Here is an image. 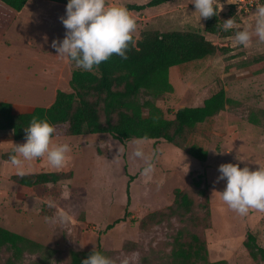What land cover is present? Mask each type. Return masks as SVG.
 Returning <instances> with one entry per match:
<instances>
[{"label":"rangeland","instance_id":"374dc122","mask_svg":"<svg viewBox=\"0 0 264 264\" xmlns=\"http://www.w3.org/2000/svg\"><path fill=\"white\" fill-rule=\"evenodd\" d=\"M150 1L114 3L126 6ZM193 3L194 0H173L131 12L137 20L134 36L140 40L146 32L173 30L205 33L206 19L195 13ZM221 3L224 9L218 16L223 23L235 18L241 26L254 27L255 10L239 12L226 0ZM59 8L48 0H30L17 13L0 2V102L14 104L17 114L52 105L53 87L70 91L66 72L60 82L47 73L51 68L52 42L62 41L66 34L60 26ZM235 31H223L222 36L205 33L221 50L202 61L172 68L173 91L155 101L165 117L173 120L177 110L201 106L213 94L226 90L234 103L198 125L187 143L207 151L205 161H198L163 140L134 139L122 143L107 134L68 136V126L62 125L57 128L54 142L72 147L65 165L55 168L45 156L27 162L23 172L71 173V177L57 184L30 188L12 179L18 175L17 169L7 161L15 144L25 141H14L10 132L0 131V226L60 251L52 264H66L69 251L98 248L116 264L125 257L130 258L131 264H171L175 238L188 223L173 218L147 230L141 229L140 223L147 215L166 211L174 204L176 191L181 190L194 199L196 218L204 221L207 215L203 205L209 209L208 224L203 228L202 221L198 234L206 244L210 263L260 264L252 260L244 244L249 235H254L257 244L264 247V212L253 209L247 215H239L223 202L219 193L225 190L227 180L214 183L221 164L239 163L241 168L247 166L253 171L264 166V113H260L264 111V43L253 36L245 48L235 41ZM70 68L67 67L71 74L72 69H77ZM253 118L258 123L253 124ZM138 146L150 159L134 156ZM147 163L154 165L150 179L141 175ZM129 184L130 215L125 222L108 229L127 213ZM214 191L217 193L213 195ZM50 203L55 206L50 207ZM61 210L71 219L62 221ZM53 217L54 220L49 219ZM189 231L195 233L193 228ZM37 259L38 256H28L21 264H33Z\"/></svg>","mask_w":264,"mask_h":264},{"label":"trees","instance_id":"16d2710c","mask_svg":"<svg viewBox=\"0 0 264 264\" xmlns=\"http://www.w3.org/2000/svg\"><path fill=\"white\" fill-rule=\"evenodd\" d=\"M6 6L21 12L30 0H0ZM67 4L69 0H48ZM173 0H152L147 4H128L130 12H141L155 8ZM223 22L218 14L206 19L204 32L222 36ZM205 33L197 31L146 32L142 39L130 45L128 59L118 55L111 56L92 71L72 69L70 91L58 90L56 98L49 107H35L33 110L17 114L9 102H0V131L10 132L14 141H25V128L32 118H47L55 125L68 126V136L110 135L113 139L126 143L134 139L163 140L185 151L198 161H205L208 153L204 149L187 145L196 127L224 112L234 101L221 89L207 98L201 106L184 107L177 110L174 119L165 113L155 101L171 93L170 70L174 67L202 61L220 51L217 45L208 40ZM75 66L70 60V67ZM264 113V111H260ZM253 124L258 120L253 118ZM57 131L55 133L56 137ZM8 161V160H7ZM71 177V173H38L23 176L14 175L12 179L24 187L57 184ZM133 180V177H130ZM204 194V192H203ZM130 184L127 188V210L122 219H117L108 229L125 222L130 215ZM196 204L188 192L177 190L175 201L166 211L155 212L144 217L141 229L179 218L188 224L175 238V250L171 264H228L226 261L210 263L207 260L205 242L198 229L208 224L207 218L201 220L194 216ZM202 223L201 226H199ZM193 228L195 233H191ZM245 247L252 260L264 264V247L257 244L256 237L249 235ZM93 250L69 251L66 264H82ZM106 255L102 248L96 249ZM61 252L48 248L26 236L0 226V264H21L28 256H38L33 264H52L54 256ZM66 258V257H65Z\"/></svg>","mask_w":264,"mask_h":264},{"label":"clouds","instance_id":"9594fccd","mask_svg":"<svg viewBox=\"0 0 264 264\" xmlns=\"http://www.w3.org/2000/svg\"><path fill=\"white\" fill-rule=\"evenodd\" d=\"M226 2L233 4L234 0ZM193 4L200 19L211 18L224 9L221 0H194ZM254 15V27L241 26L236 23L235 18H230L224 21L222 29H236L234 39L245 48L250 45L253 36L264 43V4L256 5ZM60 19L66 29L65 38L62 41L53 40L52 47L56 49L57 56L70 59L76 68L84 71L98 68L114 54L126 60L130 45L135 46L137 20L123 5L110 4L109 0H69L66 18ZM56 131L55 125L47 118H32L30 125L25 128V142L15 144L13 154L8 158L10 165L17 169L18 175H24L23 168L27 162L45 156L55 168L65 165L72 147L68 143H55ZM134 156L150 159L145 157L140 146ZM237 159L241 160L239 156ZM218 171L220 175L214 183L227 180L225 190L219 193L231 210L241 216L247 215L253 209L264 212V166L260 165L258 170L253 171L247 166L241 168L239 163H225L219 166ZM153 172L154 165L147 163L141 175L150 179ZM215 193L217 192L214 191L213 195ZM49 206L55 205L50 203ZM59 218L62 221L71 219L70 215L62 210L59 212ZM49 219L54 220L55 217ZM82 264H116V261L94 249ZM120 264H131L130 258H123Z\"/></svg>","mask_w":264,"mask_h":264},{"label":"crops","instance_id":"0c3cea01","mask_svg":"<svg viewBox=\"0 0 264 264\" xmlns=\"http://www.w3.org/2000/svg\"><path fill=\"white\" fill-rule=\"evenodd\" d=\"M114 1L115 0H112L111 2H110V4H113V5H115V3H114ZM1 2V1H0ZM51 2H54V1H51ZM2 3V2H1ZM54 3H57L58 4V7H60L59 8V10H60V18L61 17H65L66 18V6H67V4H63V3H58V2H54ZM8 7V6H7ZM9 9H11L10 7H9ZM13 10V9H12ZM13 11H15V10H13ZM17 13H20V12H17ZM3 22H5V21H3ZM6 25H4V27H5ZM60 26L61 27H63L64 29H65V27H64V25H63V23H62V21H61V19H60ZM3 27V28H4ZM58 27V26H57ZM66 30V29H65ZM209 40V39H208ZM58 55V53H57V51H56V49H54V48H51V64H50V66L49 67H51V68H49V70H48V74H49V76H50V78H51V76H53V80H55L56 82H60L61 80H62V77H65V72H66V77H68V80H67V83L68 82H70V80H71V71H69L68 69H67V67H69L70 68V59H68V58H66V57H59V56H57ZM53 68V69H52ZM71 69V68H70ZM51 74H54V75H51ZM64 83V82H63ZM59 83H56V85H58ZM69 84V83H68ZM55 85V86H56ZM47 88V87H46ZM55 87H53V90H52V95H53V97H54V100H55V98H56V94H57V91L58 90H60V89H58V90H55ZM56 93V94H55ZM4 102H6V101H4ZM54 102V101H53ZM13 105V107H14V104H12ZM54 138H56V137H54ZM29 211H30V209H29ZM26 212H28V211H25V213ZM31 212H33V211H31ZM24 212H22V214H23ZM29 213H26V215H28ZM32 215V214H31ZM33 217V216H32ZM31 217V218H32ZM28 222H29V220H28ZM2 227V226H1Z\"/></svg>","mask_w":264,"mask_h":264},{"label":"built area","instance_id":"2783aa9c","mask_svg":"<svg viewBox=\"0 0 264 264\" xmlns=\"http://www.w3.org/2000/svg\"><path fill=\"white\" fill-rule=\"evenodd\" d=\"M257 4H264V0H234L233 4L228 5H233L239 12L249 13L255 10Z\"/></svg>","mask_w":264,"mask_h":264},{"label":"water","instance_id":"95a60500","mask_svg":"<svg viewBox=\"0 0 264 264\" xmlns=\"http://www.w3.org/2000/svg\"><path fill=\"white\" fill-rule=\"evenodd\" d=\"M126 7V6H125Z\"/></svg>","mask_w":264,"mask_h":264}]
</instances>
